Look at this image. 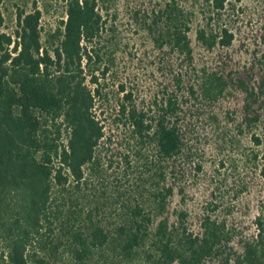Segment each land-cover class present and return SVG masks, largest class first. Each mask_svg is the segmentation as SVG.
<instances>
[{"label":"trees","instance_id":"trees-1","mask_svg":"<svg viewBox=\"0 0 264 264\" xmlns=\"http://www.w3.org/2000/svg\"><path fill=\"white\" fill-rule=\"evenodd\" d=\"M108 1L67 0L46 44L38 9L0 32V264H264V197L240 238L173 201L209 145H262L264 24L235 25L244 0L161 1L139 22L153 68L119 79Z\"/></svg>","mask_w":264,"mask_h":264},{"label":"rangeland","instance_id":"rangeland-1","mask_svg":"<svg viewBox=\"0 0 264 264\" xmlns=\"http://www.w3.org/2000/svg\"><path fill=\"white\" fill-rule=\"evenodd\" d=\"M66 1L0 0V32L14 35L18 27V13L38 9L41 12L42 41L46 44L49 35L66 17ZM161 1L164 0H110L106 3L115 17L113 29L104 34L105 38H115L118 42L122 40L115 65L119 79L125 78L127 72L136 80L144 81L148 77L153 51L139 22L142 18L153 17L152 9ZM180 1L186 5L196 4V0ZM243 4L247 5L245 12H240L237 7L231 11L236 19L235 25L241 26V30L249 34H255L260 24H264V0H244ZM103 51L108 53L107 48ZM107 80V87L116 89L113 79ZM254 131L263 139L260 146H256L249 135L235 139L222 150L209 145L205 154L199 157L204 165L202 171L195 176L194 172L187 173L184 177V195L181 197L176 193L173 199L175 205L185 202L193 212L200 211L209 202L217 204L214 213L226 218L229 226L238 234L237 238L254 233L253 220L264 197V178L260 173L264 163V123ZM252 152L258 154L257 159H250ZM54 264H74V261L68 252H63Z\"/></svg>","mask_w":264,"mask_h":264}]
</instances>
